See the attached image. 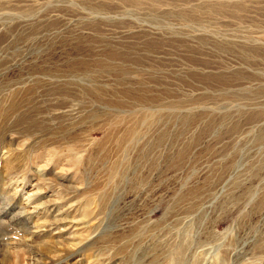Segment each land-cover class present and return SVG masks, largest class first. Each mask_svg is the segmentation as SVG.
I'll return each mask as SVG.
<instances>
[{"label": "rangeland", "instance_id": "374dc122", "mask_svg": "<svg viewBox=\"0 0 264 264\" xmlns=\"http://www.w3.org/2000/svg\"><path fill=\"white\" fill-rule=\"evenodd\" d=\"M0 264H264V0H0Z\"/></svg>", "mask_w": 264, "mask_h": 264}, {"label": "bare ground", "instance_id": "6f19581e", "mask_svg": "<svg viewBox=\"0 0 264 264\" xmlns=\"http://www.w3.org/2000/svg\"><path fill=\"white\" fill-rule=\"evenodd\" d=\"M32 194H34V193H32ZM59 199H60V198H59ZM57 202H58V201H57ZM61 202H62V201H61ZM72 204H74V203H72ZM50 205H53V203L49 204V206H50ZM74 205H75V204H74ZM72 206H73V205H72ZM68 207H70V205H68ZM72 208H73V207H72ZM66 209H67V208H66ZM62 210H64V209H61L59 212H61ZM31 211H32V210H30L29 212H31ZM59 212H58V213H59ZM70 222H71V221H70ZM76 223H77V222H76ZM38 227H39V226H38ZM75 230H76V229H75Z\"/></svg>", "mask_w": 264, "mask_h": 264}]
</instances>
